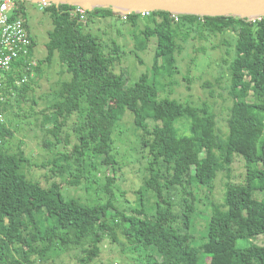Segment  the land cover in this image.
I'll use <instances>...</instances> for the list:
<instances>
[{
  "label": "trees",
  "instance_id": "obj_1",
  "mask_svg": "<svg viewBox=\"0 0 264 264\" xmlns=\"http://www.w3.org/2000/svg\"><path fill=\"white\" fill-rule=\"evenodd\" d=\"M23 4L18 0L17 12ZM71 8L60 4L45 10L52 24L46 56L35 66L8 76L2 105L6 124L0 132V264H96L103 242H116L118 231L130 233L127 252L136 256L139 264H264V245L250 241L264 237V197L253 198L254 192L264 193V18L253 22L235 16L173 17L151 12L146 18H152V24L142 29L147 42L155 39L151 77L144 74L129 83L125 71L115 70L120 60L118 45L111 42L107 50L99 37L85 30L91 17H112L113 11L87 10L81 18L70 12ZM140 18L138 14H128L125 21L117 17L132 28ZM226 31L236 35L228 65V93L233 102L227 136L218 144L215 115L209 107L160 99L156 77L162 72L171 74L178 38L204 39V33ZM55 55L71 78L60 84L53 101L42 111L45 125L53 126L47 133L55 140L43 141V148L62 144L67 121L72 116L79 118V125L73 126L77 142L54 158L49 169L53 175L71 177L65 188L56 181L44 187L28 179L21 172L22 164L28 162L24 142L19 140L15 152L8 147L13 136L8 116L14 108L21 110L25 103L36 106L43 100L32 95L36 86L32 73L40 75L41 65H51ZM126 115L132 116L136 129L146 135L142 147L150 159L144 184L154 197L150 210L141 190L134 192L135 204L129 210L118 206L114 192L117 159L112 139H102V125L115 130ZM178 121H186L189 134L180 133ZM68 144L66 139L64 145ZM216 149L223 152L225 164L231 163L234 154L244 160L245 180L226 187L223 203L212 207L201 241L195 246L190 229L197 197L203 188L206 200L210 199L222 166L215 157ZM62 166L67 169L60 173ZM100 168H109L113 174L105 177L102 185L99 178H92ZM88 183L97 184L95 194L102 192L105 201L89 204L86 199L69 196L72 187L87 189ZM13 230L18 231L16 238L11 235Z\"/></svg>",
  "mask_w": 264,
  "mask_h": 264
},
{
  "label": "rangeland",
  "instance_id": "obj_2",
  "mask_svg": "<svg viewBox=\"0 0 264 264\" xmlns=\"http://www.w3.org/2000/svg\"><path fill=\"white\" fill-rule=\"evenodd\" d=\"M20 16L24 20L33 42L35 61L43 59L46 56L48 32L52 29L48 13L39 11L33 3L25 1ZM115 16L91 17L88 26H85V30L99 37L100 42L107 46V50L112 47L111 42L118 45L120 60L115 70L117 72L125 71L129 83L138 81L144 74L151 77L150 71L155 54V39L147 42L142 34V29L152 24V18H140L138 26L132 28L128 24L120 22L117 19L118 15ZM87 17L82 20L83 23L86 22ZM204 34L206 35L204 39L178 38V50L174 54L172 72L171 74L163 72L158 74L156 86L160 99H175L188 102L195 107L206 104L215 115L217 143L222 144L227 136V118L233 102L228 93V65L234 55L236 35L232 31L217 35ZM62 64L55 55L51 65L48 66L46 63L41 65L40 75L32 73V78L36 82L32 95L35 98L42 96L43 100L39 101L36 106L25 103L21 106V110L14 108L8 116L12 121L10 129L13 133L8 144L10 151H16L19 140L24 142L22 149L28 162L22 164L21 172L28 179L39 181L44 187L49 186L52 181H56L65 188L66 179H71V177L69 175L58 176L57 172L53 175L49 172L50 165L54 158L60 153L71 150L77 142V135L73 131V126L74 124L79 125V118L72 116L67 121L68 129H64L61 134L62 144H58L55 148H43V141L48 140L55 143V140L47 133V131L53 129V126L52 123L45 125L42 111L45 110L44 108L48 102L53 101V96L58 91L60 84L63 81H69L71 78L70 74L65 72V66ZM160 65H162V62L159 63ZM47 96L48 99H46ZM250 96L246 99L252 102L253 98ZM42 123H44V126ZM133 123L132 116L126 115L115 130L102 125V139L110 138L113 141L117 159V180L114 192L119 199L118 206L121 209L129 210L135 204L136 196L134 192L141 190L144 194L147 209L150 210L154 204V197L147 191L144 184L145 179L148 177L146 166L150 159L147 151L142 147L146 135L141 130H137ZM186 124V121H178L180 133L189 134ZM66 139L69 140L67 146L64 145ZM233 156L231 163L225 164L223 152L221 153L218 149L215 150V157L222 166L216 173L212 192L209 194L210 199L206 200V195L202 191L207 192V190L203 188L201 194L197 197V206L190 229L191 235L195 239L193 243L195 246H198L201 241L205 221L207 223L212 207L223 203L226 187L228 185L238 186L245 180L244 160L236 154ZM43 164L45 167L42 166ZM66 169V166H62L58 172L63 173ZM112 175L109 168H100L92 174V178H99L102 185L104 178ZM87 186V189L79 186L75 190L72 187L69 196L86 199L89 204L99 200L101 202L105 201L102 192H99L98 195L95 194L97 184L88 183ZM263 197L264 193H253V198L256 200ZM112 221L114 225L116 222L115 220ZM13 223L14 221L11 222L12 226ZM195 225L196 229H194ZM117 233L116 242L111 240L103 242L96 264H139L136 262V256H132L127 252L126 239L130 236V233L124 231H118ZM17 234V230L16 232L13 230L11 233L15 238ZM250 241L259 246L264 245L263 236L254 237ZM238 244L241 245L242 240H239Z\"/></svg>",
  "mask_w": 264,
  "mask_h": 264
},
{
  "label": "water",
  "instance_id": "obj_3",
  "mask_svg": "<svg viewBox=\"0 0 264 264\" xmlns=\"http://www.w3.org/2000/svg\"><path fill=\"white\" fill-rule=\"evenodd\" d=\"M31 3L46 1L54 5L68 4L87 10L110 8L115 15L141 12H166L173 15L264 16V0H20Z\"/></svg>",
  "mask_w": 264,
  "mask_h": 264
},
{
  "label": "built area",
  "instance_id": "obj_4",
  "mask_svg": "<svg viewBox=\"0 0 264 264\" xmlns=\"http://www.w3.org/2000/svg\"><path fill=\"white\" fill-rule=\"evenodd\" d=\"M39 11L50 8L52 3L42 1L33 3ZM56 7L60 6L55 5ZM71 6V5H70ZM18 0H0V132L6 124V118L2 112V105L5 102V91H7L8 76L10 73L19 72L26 66H35L36 61L31 57L32 40L27 31L26 24L18 10ZM74 15L83 18L87 12L86 8L73 6L70 9ZM150 12L138 13L142 18L148 17ZM123 21L127 15H118ZM173 17L175 15L172 14ZM264 16L253 17L251 20L259 21ZM18 84V83H16Z\"/></svg>",
  "mask_w": 264,
  "mask_h": 264
}]
</instances>
